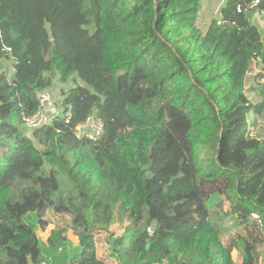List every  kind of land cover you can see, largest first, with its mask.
<instances>
[{
    "label": "trees",
    "instance_id": "16d2710c",
    "mask_svg": "<svg viewBox=\"0 0 264 264\" xmlns=\"http://www.w3.org/2000/svg\"><path fill=\"white\" fill-rule=\"evenodd\" d=\"M203 1L0 0V264H236L223 216L256 212L264 231V140H243L247 114L264 117V85L258 105L246 87L257 66L264 81L262 28L237 10L251 0H223L202 30ZM58 76L75 83L70 121L28 129ZM89 116L97 141L76 133ZM49 212L71 219L43 240ZM117 214L130 224L106 259L94 234Z\"/></svg>",
    "mask_w": 264,
    "mask_h": 264
},
{
    "label": "rangeland",
    "instance_id": "374dc122",
    "mask_svg": "<svg viewBox=\"0 0 264 264\" xmlns=\"http://www.w3.org/2000/svg\"><path fill=\"white\" fill-rule=\"evenodd\" d=\"M223 0H204L202 10L200 12V17L198 24L202 30H205L209 25L210 21L219 16V10ZM261 16L257 15L256 11L252 12V20L257 23L263 32L264 39V25L259 21ZM4 67L8 71V77L11 79L14 76V67L10 60L3 61ZM260 72V66L255 67L247 76V96L251 103L258 105L263 100V95L260 90L257 89L260 84L264 85V81H255L253 78ZM75 86L73 80L66 83H62L59 80V76L53 81L51 88L45 90L49 92L56 104L62 108L61 101L63 102L65 94L63 91L69 90ZM256 88V89H255ZM28 131V130H27ZM31 134L30 132H27ZM244 142L249 139H261L264 140V117L258 112L251 110L247 114V130L245 132ZM242 145V144H241ZM245 148V146H243ZM240 145L229 146V154L231 157L239 156L240 150L243 149ZM202 158L205 159V151H202ZM228 207V202L224 203V210ZM48 219L53 223L47 229H38L37 234L43 240H46L49 236L50 230L55 227H66L69 225L70 216L66 214H56L54 212L48 213ZM223 241L224 243L231 247L232 257L236 264H264V231L262 230L261 224L252 218L251 223L246 224L240 228L232 227L235 222L228 215L223 216ZM264 223V220H263ZM129 220L126 216H121L117 214V221L113 223L109 230H99L94 234V240L96 244V252L99 256H103L106 259L108 257V243L107 237H109V232H112L115 236L121 235L125 229L129 226ZM68 235V249L71 252H75L79 247V238L74 234L72 229L67 232ZM238 244V246H237ZM110 264H118L117 262L107 259Z\"/></svg>",
    "mask_w": 264,
    "mask_h": 264
},
{
    "label": "built area",
    "instance_id": "2783aa9c",
    "mask_svg": "<svg viewBox=\"0 0 264 264\" xmlns=\"http://www.w3.org/2000/svg\"><path fill=\"white\" fill-rule=\"evenodd\" d=\"M262 1L263 0H251L247 3H241L238 5L237 10L238 12H242L244 10L254 11ZM256 13L261 16L259 21L262 25H264V10L261 12L256 11ZM38 99L39 108L33 114L25 115L23 118L28 129L32 130L43 125L51 124L52 120L58 116L64 117L66 122L70 121L69 117L71 116L72 105H68L66 110V107L63 106V102L61 101L62 108H60L56 104L53 96L47 91L41 92ZM75 129L78 137L85 136L91 140L97 141L104 135L105 123L100 118L89 116L85 121L79 123ZM251 216L262 226L261 218L256 212H253ZM39 264H53L52 258L48 256L44 257L41 259Z\"/></svg>",
    "mask_w": 264,
    "mask_h": 264
},
{
    "label": "water",
    "instance_id": "95a60500",
    "mask_svg": "<svg viewBox=\"0 0 264 264\" xmlns=\"http://www.w3.org/2000/svg\"><path fill=\"white\" fill-rule=\"evenodd\" d=\"M155 229V227L153 226L152 228H151V230H154Z\"/></svg>",
    "mask_w": 264,
    "mask_h": 264
},
{
    "label": "crops",
    "instance_id": "0c3cea01",
    "mask_svg": "<svg viewBox=\"0 0 264 264\" xmlns=\"http://www.w3.org/2000/svg\"><path fill=\"white\" fill-rule=\"evenodd\" d=\"M257 15H259V14L257 13Z\"/></svg>",
    "mask_w": 264,
    "mask_h": 264
}]
</instances>
